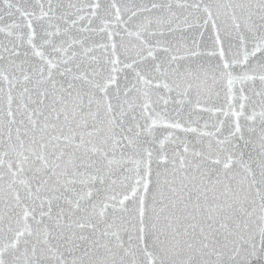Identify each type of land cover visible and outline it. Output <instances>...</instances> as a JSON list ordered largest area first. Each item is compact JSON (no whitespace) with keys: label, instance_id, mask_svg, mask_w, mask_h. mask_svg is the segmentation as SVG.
I'll use <instances>...</instances> for the list:
<instances>
[{"label":"snow or ice","instance_id":"obj_1","mask_svg":"<svg viewBox=\"0 0 264 264\" xmlns=\"http://www.w3.org/2000/svg\"><path fill=\"white\" fill-rule=\"evenodd\" d=\"M0 264H264V0H0Z\"/></svg>","mask_w":264,"mask_h":264}]
</instances>
